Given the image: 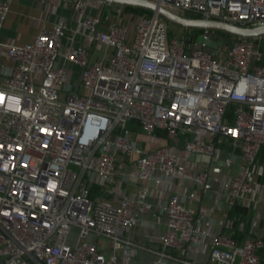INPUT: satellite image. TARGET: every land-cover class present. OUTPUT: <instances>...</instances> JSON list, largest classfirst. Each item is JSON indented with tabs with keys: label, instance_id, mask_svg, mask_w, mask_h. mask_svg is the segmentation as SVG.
Masks as SVG:
<instances>
[{
	"label": "built area",
	"instance_id": "1",
	"mask_svg": "<svg viewBox=\"0 0 264 264\" xmlns=\"http://www.w3.org/2000/svg\"><path fill=\"white\" fill-rule=\"evenodd\" d=\"M69 1L82 11L89 0ZM150 1L180 15L264 25V0ZM8 10L0 0V29ZM136 17L129 42L125 21L83 15L87 34L112 49L92 61L86 46L63 44L64 20L30 41L3 43L11 65L0 67V264H134L137 249L153 254L151 264H264V234L238 241L233 231L214 232L213 220L187 204L193 192L149 201L153 187L189 177L188 155L214 158L221 149L224 166L233 154L243 165L220 178L223 217L256 192L249 173L260 155L264 169V33L212 37L203 27L199 38L156 11ZM209 37L221 42L210 46ZM61 61L79 66V84ZM130 120L142 133L163 130L170 143L144 149ZM210 175L201 169L193 179L204 189ZM117 179L145 184L118 202L90 197L92 185ZM154 208L166 228L148 249L127 233ZM191 249L205 259L189 258Z\"/></svg>",
	"mask_w": 264,
	"mask_h": 264
},
{
	"label": "crops",
	"instance_id": "2",
	"mask_svg": "<svg viewBox=\"0 0 264 264\" xmlns=\"http://www.w3.org/2000/svg\"><path fill=\"white\" fill-rule=\"evenodd\" d=\"M7 1L9 3V10L0 29V67L1 64L4 66L11 65V62L5 58L6 47L3 43L30 41L34 39L42 28L50 27L59 20H64L68 24L67 31L63 37L64 45L86 46L89 49L91 61L104 57L107 58L111 54L112 49L110 47L88 35L80 24V19L85 14L107 15L106 20L114 19L113 15L107 14L108 12L105 10L106 7L103 0H89L82 11H74L69 0H53L51 3L42 0ZM61 64L66 68L70 80L75 84H79V66L68 61H61ZM138 130L137 127L136 139L141 133ZM152 135L147 141L139 143L144 149H151L170 143L166 135L157 133ZM224 152L222 149L218 151L211 163L186 159L184 165L189 172V177L177 178L170 185L162 184L153 187L149 201L155 203L158 199L167 198L174 193L193 192L194 196L188 199L187 204L196 210L197 215L199 217H210L214 223V232L230 233L233 231L235 235V230L230 227L228 218L223 217L222 197L218 186L222 176L226 173H241L243 165L240 157L237 154H233L230 164L224 166L220 160L224 157ZM258 162L259 160L253 164L249 173V179L256 183L257 190L254 194L244 196L240 202L255 205L252 210H256V219L252 223L255 224L258 221L259 224V220H262V226L264 227V169L262 161H260V164ZM122 163L121 161L120 165ZM201 169H208L211 174L204 189L199 188L193 179L194 175ZM143 184H145L144 181L136 179L133 181L117 179L115 183L104 187L103 193L99 197L118 202L122 198L133 197ZM165 228V218L154 208L149 213L137 214L136 220L127 235L145 248L153 249L156 246V238L164 232ZM76 233V229H73L69 236L71 244L75 242ZM258 233L262 232L258 230L254 234ZM88 239L98 241L104 248L108 246L107 241L97 240L93 235H90ZM187 256L192 259H205L204 255L196 253L192 249L187 252ZM153 258L154 256L149 250L137 249L134 264H151Z\"/></svg>",
	"mask_w": 264,
	"mask_h": 264
},
{
	"label": "water",
	"instance_id": "3",
	"mask_svg": "<svg viewBox=\"0 0 264 264\" xmlns=\"http://www.w3.org/2000/svg\"><path fill=\"white\" fill-rule=\"evenodd\" d=\"M105 1H114L121 4L137 5V6L149 8L152 9L153 11L158 12L161 16H164L165 18H168L169 20L179 25L189 26V27H208L211 29L212 37L215 36L216 29L224 30L231 34H242L247 36H255L264 33V25L247 26L236 23H230L215 18L190 17L185 15H180L175 11L168 9L150 0H105ZM212 159L213 157L210 155H201L195 153H191L187 157V160L203 161L206 163H211Z\"/></svg>",
	"mask_w": 264,
	"mask_h": 264
},
{
	"label": "rangeland",
	"instance_id": "4",
	"mask_svg": "<svg viewBox=\"0 0 264 264\" xmlns=\"http://www.w3.org/2000/svg\"><path fill=\"white\" fill-rule=\"evenodd\" d=\"M112 2L113 3L110 4L109 6H107L105 8V10L107 12H109V14L113 15L114 19H117V20L119 19V20H123V21L126 22V24H127V39H128L129 42H131L132 38H133V35H134V30H135V24H136V18L137 17H135V16L132 17L131 13H129L128 11L124 10L123 8L121 10H117L116 7L114 9H111V6H114V4H117L114 1H112ZM184 14H185V16L197 17L196 14H194L193 12H189V11L185 12ZM168 23H169V26L171 28L174 27V26H178V24H176L175 22H173L171 20H168ZM187 27L191 28L189 26H187ZM220 32H219V34H222ZM197 36L199 38H201V32ZM219 40L221 42L220 38H211V37H209V38L206 39L207 43L210 44V45H213V46H216V44H217V42H219ZM140 134L137 137V142L138 143H140L142 141H147V139L149 137L153 136L152 134H146V133H142V132ZM258 163L260 164V161ZM70 167H72V166L70 165ZM241 171H242V168H241ZM235 206L237 207L236 208L237 209L236 218H237V220H239V228H240L239 229L240 230L239 234L236 236V233H235V235H234V237L236 239H238L240 241L245 236L252 235L255 232H258V230H260V232L264 233L263 232L264 231V227L262 226L263 225L262 224V220H259V224H258V221L255 224L252 223V221L254 222V220L256 219L255 218L256 217V214H255L256 210L255 209L252 210L253 207H255V205H251L250 203L243 204L242 202H238Z\"/></svg>",
	"mask_w": 264,
	"mask_h": 264
},
{
	"label": "trees",
	"instance_id": "5",
	"mask_svg": "<svg viewBox=\"0 0 264 264\" xmlns=\"http://www.w3.org/2000/svg\"><path fill=\"white\" fill-rule=\"evenodd\" d=\"M123 9L124 10H126V11H128L129 13H131V16L132 17H136L138 14H140V13H152L153 11L151 10V9H149V8H145V7H142V6H137V5H129V4H123ZM196 16H198V15H196ZM191 29V31H192V33L194 34V35H198L200 32H202L203 31V27H191L190 28ZM221 31V32H220ZM219 32L220 33H226V31H223V30H219V29H216L215 30V33L217 34V35H219ZM228 33V32H227ZM229 34V33H228ZM128 124L131 126V127H136L137 128V121H135V120H130L129 122H128ZM155 133H157V134H161V135H166V133L163 131V130H160V129H157L156 131H155ZM182 142H183V138H181V141H180V143H179V146H181L182 145ZM259 161H262V155H260V157H259V159H258ZM103 193V188L101 187V186H99V185H92L91 187H90V197L91 198H94V197H97V196H100L101 194ZM237 207L236 206H234L229 212H228V216H227V218H228V221H229V223H230V227L231 228H234V230H235V233H236V236L239 234V220H237V218H236V214H237V209H236ZM239 241V240H238Z\"/></svg>",
	"mask_w": 264,
	"mask_h": 264
}]
</instances>
